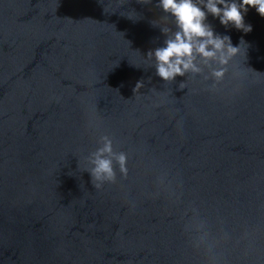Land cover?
Here are the masks:
<instances>
[{"label":"water","instance_id":"95a60500","mask_svg":"<svg viewBox=\"0 0 264 264\" xmlns=\"http://www.w3.org/2000/svg\"><path fill=\"white\" fill-rule=\"evenodd\" d=\"M160 16L139 0H0V264H204L193 207L229 234L223 264H264V18L229 30L251 45L233 94L161 84L144 59ZM102 134L129 175L96 190L85 157Z\"/></svg>","mask_w":264,"mask_h":264},{"label":"clouds","instance_id":"9594fccd","mask_svg":"<svg viewBox=\"0 0 264 264\" xmlns=\"http://www.w3.org/2000/svg\"><path fill=\"white\" fill-rule=\"evenodd\" d=\"M139 3L152 5L161 13L151 24L159 29L164 39L149 48L144 59L162 85L175 83L177 90L183 91L188 86L189 77L199 78L206 90L217 93L231 80L235 82L233 94L240 91L239 84L246 73L235 61L247 58L251 45L243 36L234 43L229 30L245 35L251 33L253 26L246 17L250 10H255L264 18V0H139ZM124 16L135 21L139 13L132 10ZM213 20L218 21L225 31H218ZM151 81L149 76L147 82ZM145 86V79L137 80L133 94ZM85 159L87 167L84 172L89 174L96 190L106 184H116L119 178L126 179L129 175V153L117 150L114 138L108 134L99 136L97 147ZM191 212V218L184 224L191 247L202 253L204 264H223L221 248L230 239L229 234H214L198 209L193 207Z\"/></svg>","mask_w":264,"mask_h":264}]
</instances>
